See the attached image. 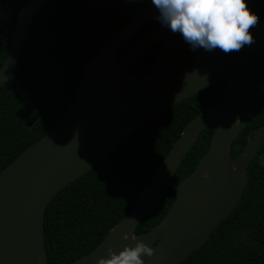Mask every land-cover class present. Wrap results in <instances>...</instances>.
Here are the masks:
<instances>
[{
  "label": "water",
  "instance_id": "95a60500",
  "mask_svg": "<svg viewBox=\"0 0 264 264\" xmlns=\"http://www.w3.org/2000/svg\"><path fill=\"white\" fill-rule=\"evenodd\" d=\"M46 1L29 0L20 9L10 53L0 68V85L15 73L31 21ZM158 14L151 4L110 34L84 66L64 114L0 171V264H47L43 213L55 194L97 165L143 123L221 82L226 83L222 98L185 126L131 210L92 252L69 264H96L109 249L119 252L136 242L153 248L151 258L143 257L145 264H179L207 241L240 201L248 165L264 143V123L248 132L249 141L233 159L230 147L264 99V19L251 30L260 37L230 54L218 48L192 51L179 33L160 24L115 63L117 48ZM156 42L160 49L147 73L129 75L137 58ZM209 126L214 127L209 148L178 184L164 217L146 233L135 235L138 223L156 206L163 187ZM144 192L150 201L141 200Z\"/></svg>",
  "mask_w": 264,
  "mask_h": 264
},
{
  "label": "trees",
  "instance_id": "16d2710c",
  "mask_svg": "<svg viewBox=\"0 0 264 264\" xmlns=\"http://www.w3.org/2000/svg\"><path fill=\"white\" fill-rule=\"evenodd\" d=\"M29 0H0V68L20 9ZM264 19V0H245ZM151 0H47L34 15L16 71L0 85V171L39 140L72 103L84 66L108 36L150 6ZM158 16V15H157ZM155 16V17H157ZM150 19L116 51L119 62L137 41L160 25ZM160 42L137 58L129 75L147 73ZM221 82L143 123L122 144L52 198L43 213L47 264H69L92 252L131 210L138 195L198 113L219 101ZM39 115L35 123H27ZM264 123V99L230 147L234 158L249 131ZM213 126L205 128L163 187L158 202L138 223L141 235L158 224L209 148ZM179 264H264V143L248 165V181L238 204L207 241Z\"/></svg>",
  "mask_w": 264,
  "mask_h": 264
},
{
  "label": "clouds",
  "instance_id": "9594fccd",
  "mask_svg": "<svg viewBox=\"0 0 264 264\" xmlns=\"http://www.w3.org/2000/svg\"><path fill=\"white\" fill-rule=\"evenodd\" d=\"M158 10L156 20L173 34L179 33L195 51L219 49L225 54L240 51L254 43L251 29L259 17L251 12L245 0H151ZM153 248L143 242L127 246L119 252L107 251L96 264H145Z\"/></svg>",
  "mask_w": 264,
  "mask_h": 264
},
{
  "label": "bare ground",
  "instance_id": "6f19581e",
  "mask_svg": "<svg viewBox=\"0 0 264 264\" xmlns=\"http://www.w3.org/2000/svg\"><path fill=\"white\" fill-rule=\"evenodd\" d=\"M252 30V29H251ZM250 30V31H251ZM251 35L253 36V38L254 37H260V33L259 32H257V31H251ZM178 154V152L176 153V155ZM140 198H141V200H143V201H150L149 200V198L147 197V195H146V193L144 192V193H142L141 195H140Z\"/></svg>",
  "mask_w": 264,
  "mask_h": 264
},
{
  "label": "flooded vegetation",
  "instance_id": "af4514ba",
  "mask_svg": "<svg viewBox=\"0 0 264 264\" xmlns=\"http://www.w3.org/2000/svg\"><path fill=\"white\" fill-rule=\"evenodd\" d=\"M248 141H249V140H248V138H247V142H248ZM247 142H246V143H247ZM245 145H246V144H245ZM245 145H244V147H245ZM244 147H243V148H244ZM243 148L241 149V151L243 150ZM241 151H240V152H241ZM240 152H239V153H240ZM239 153H238V154H239ZM238 154H237V155H238ZM237 155H236V156H237ZM234 158H235V157H234ZM232 159H233V158H232Z\"/></svg>",
  "mask_w": 264,
  "mask_h": 264
},
{
  "label": "rangeland",
  "instance_id": "374dc122",
  "mask_svg": "<svg viewBox=\"0 0 264 264\" xmlns=\"http://www.w3.org/2000/svg\"><path fill=\"white\" fill-rule=\"evenodd\" d=\"M127 79L129 80L130 78L128 77Z\"/></svg>",
  "mask_w": 264,
  "mask_h": 264
}]
</instances>
